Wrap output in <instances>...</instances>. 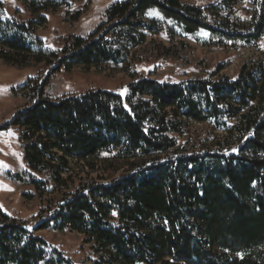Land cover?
<instances>
[{"label": "trees", "instance_id": "1", "mask_svg": "<svg viewBox=\"0 0 264 264\" xmlns=\"http://www.w3.org/2000/svg\"><path fill=\"white\" fill-rule=\"evenodd\" d=\"M22 1L31 18L14 22L13 35L0 26V60L56 63L20 88L26 104L13 119L26 176L51 198L33 229L0 209V264H73L35 233L42 230L82 234L92 264H264V51L234 76L219 65L209 77L141 78L125 96L102 88L56 99L47 93L63 68L126 63L166 27L207 32L205 44L217 47L256 48L264 0H250L246 18L239 8L246 0L117 2L88 37L60 38V52L38 35L42 13L79 0ZM150 8L164 20L148 19ZM3 13L0 0V24ZM195 123L212 127L207 138L193 135ZM80 165L90 169L83 178Z\"/></svg>", "mask_w": 264, "mask_h": 264}, {"label": "rangeland", "instance_id": "2", "mask_svg": "<svg viewBox=\"0 0 264 264\" xmlns=\"http://www.w3.org/2000/svg\"><path fill=\"white\" fill-rule=\"evenodd\" d=\"M1 1L4 4V13L0 26L6 29L7 34L13 35L14 22L26 21L31 15L22 0ZM121 1L125 0H79L71 8L61 7L56 11L43 12L47 22L38 28V35L48 49L60 52L63 43L60 38L70 35L88 37L106 22L108 8ZM186 1L205 6L218 0ZM239 8L242 17L246 18L251 9L250 0L241 2ZM77 11L82 13L78 20H74L73 16ZM146 17L159 20L165 18L157 8L148 9ZM167 22L168 27L172 25L170 21ZM208 37L209 34L204 31L185 35L177 28L169 31L166 27L159 34L149 36L144 46L132 49L126 63H109L89 69L63 68L53 75L47 93L52 99H56L102 88L125 96L127 85L141 78L179 82L190 78L209 77L219 65L225 66L221 74L234 76L243 65L255 61L264 51V40L256 48L230 49L205 44ZM50 60L55 62V58ZM55 66L56 63L47 66L45 61L15 66L0 60V209L25 223L29 229H33L43 220L45 215L41 217L39 214L47 207V197L51 198V195L46 192L43 198L40 197L26 176L28 169L24 162V144L20 139V127L13 124V119L17 111L26 104L20 88L30 78L44 76ZM191 131L193 135L199 134L202 138H207L212 127L209 124L195 123ZM215 134L221 136L223 132L215 131ZM89 170V167L80 165L76 173L83 178ZM91 174L96 177L101 172ZM35 233L42 236L50 246L62 251L73 264H92V253L82 234L54 230Z\"/></svg>", "mask_w": 264, "mask_h": 264}]
</instances>
